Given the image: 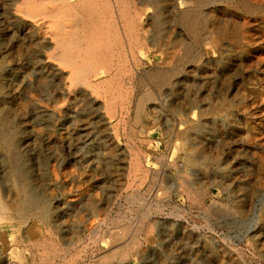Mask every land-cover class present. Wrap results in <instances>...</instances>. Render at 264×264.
Returning a JSON list of instances; mask_svg holds the SVG:
<instances>
[{
    "label": "rangeland",
    "instance_id": "obj_1",
    "mask_svg": "<svg viewBox=\"0 0 264 264\" xmlns=\"http://www.w3.org/2000/svg\"><path fill=\"white\" fill-rule=\"evenodd\" d=\"M12 1L0 0V101L15 116L22 179L48 214L19 209L25 194L0 144V264H264V0L206 6L198 40L168 8L170 36L192 47L188 59L177 48V62L159 51L154 6L127 0L132 11L140 8L143 30L134 55L142 66L133 65L123 40L114 45V69L121 71L125 59L135 78L119 72L118 95L99 96L83 85L71 91V72L58 58L54 36L42 38L63 14L64 25L87 30L86 11L77 20L70 12L56 19L38 12L31 30L18 35L5 21ZM17 4L24 9L26 3ZM175 68L174 83L163 90L148 78ZM136 78L150 92L146 116L136 123L131 102L119 123L125 85ZM185 155L197 164L187 165ZM238 201L239 214L232 210Z\"/></svg>",
    "mask_w": 264,
    "mask_h": 264
},
{
    "label": "bare ground",
    "instance_id": "obj_2",
    "mask_svg": "<svg viewBox=\"0 0 264 264\" xmlns=\"http://www.w3.org/2000/svg\"><path fill=\"white\" fill-rule=\"evenodd\" d=\"M18 0H13L10 4V8L7 11L5 16V21L7 27L11 28V32L13 34L20 35L23 30H31V25L36 22L35 17L38 14H43L44 18H57L61 12H70L72 16L77 20L79 16V11L84 10L88 14V18L91 20V23L87 26V30H81L79 26H66L64 25L60 18L63 19V15L58 17L55 21L54 30L51 32H47L42 36V38H46L49 35L54 36V42H56L55 49L57 50L58 58L61 57L63 63H65L66 68L70 69V76L72 79V88L71 91L77 92L81 88L80 85L85 86L89 90V93H93L96 95H101V91H104L106 94H115L116 92H120L122 88V81L118 79L119 72L122 75H127L129 79H134L133 70L129 69L127 61L125 59L124 63L122 62L121 71H118L117 68L114 69L115 62L111 63L113 58L115 57V53L112 51V47L114 45H121L122 40L126 43L127 53L132 56L133 65L138 67L141 65V60L136 58L134 55L135 46L134 43L138 41V36H140L141 31L143 30V26L140 23V8L131 10L130 3L127 0H115L113 4L110 5L109 0H24L25 8L20 9L17 4ZM221 2L222 0H171L169 3L167 0H140V4L145 5V7L149 4L154 6L153 18L155 21V29L154 33L158 39V48L159 51L166 54V58L169 61L177 62L176 57V49L181 46L183 50V56L181 58L188 59L192 55V47L186 43L178 42L177 39L170 36L169 28L166 26L167 19L166 14L170 13L168 8H173L177 10L175 14L176 21L178 24L184 27V29L191 35L195 40L200 38L201 29L203 28V24L200 21L201 12L206 6H211L217 2ZM224 1V0H223ZM132 2V1H131ZM218 2V3H219ZM134 4V2H133ZM12 5L14 6L12 8ZM229 7V6H228ZM237 7V6H236ZM233 8V6H232ZM257 8V7H256ZM238 9V8H237ZM261 9V7H260ZM168 10V11H167ZM143 11V10H142ZM175 11V10H174ZM167 12V13H166ZM84 13V12H83ZM207 13V12H206ZM86 14V15H87ZM249 14V13H248ZM41 16V17H43ZM174 16V15H173ZM48 17V18H47ZM170 17V16H169ZM209 17V16H208ZM38 18V17H36ZM43 18V19H44ZM215 18V17H214ZM40 19V18H39ZM65 19V18H64ZM66 19H71L67 17ZM170 19V18H169ZM50 20V19H49ZM48 20V21H49ZM83 20V19H82ZM210 20V19H209ZM47 21V20H45ZM64 21V20H63ZM143 21V20H142ZM85 22V21H84ZM144 22V21H143ZM146 22V21H145ZM211 22V21H210ZM50 23V22H49ZM68 23V22H67ZM83 23V22H82ZM151 23V22H150ZM153 23V22H152ZM219 23V22H218ZM52 24V23H51ZM72 24V23H71ZM147 24V23H146ZM50 25V24H49ZM48 25V26H49ZM83 25V24H82ZM169 25V23H168ZM173 25V24H172ZM220 25V24H218ZM233 25V24H231ZM235 25V24H234ZM33 26V25H32ZM148 26V25H147ZM154 26V25H153ZM214 26V24H213ZM24 27V28H23ZM36 27V26H35ZM52 27V25H51ZM177 27V26H176ZM208 27V26H207ZM236 27V26H235ZM6 28V27H5ZM217 29V28H216ZM215 29V31H216ZM149 30V29H147ZM177 30V29H176ZM180 30V29H179ZM206 30V29H205ZM235 30V29H234ZM49 31V30H48ZM207 31V30H206ZM214 30L212 29V32ZM224 31V30H223ZM5 32V31H4ZM26 32V31H25ZM38 32V28H37ZM174 32V31H173ZM183 32V31H182ZM211 32V33H212ZM8 33V32H7ZM217 33V32H216ZM224 33V32H223ZM37 34V33H36ZM111 34V35H110ZM208 34V33H207ZM218 34V33H217ZM38 35V34H37ZM181 35V34H179ZM223 35V34H222ZM186 36V35H185ZM218 36V35H217ZM229 36V35H228ZM206 37H210V35H206ZM205 37V38H206ZM19 38V37H18ZM34 38V36H33ZM146 38V37H145ZM144 38V40H145ZM184 38V37H183ZM213 38V37H212ZM20 39V38H19ZM27 39V38H25ZM31 39V38H30ZM185 39V38H184ZM11 40V39H10ZM16 40V39H15ZM32 40V39H31ZM37 40V39H36ZM43 40V39H41ZM51 40V39H50ZM211 40V39H209ZM44 41V40H43ZM222 41V39H221ZM9 42V41H8ZM17 42V41H16ZM21 42V41H20ZM19 42V43H20ZM24 42V41H22ZM34 43H37L33 41ZM32 42V43H33ZM49 42V41H48ZM141 42V40L139 41ZM138 42V43H139ZM33 43V44H34ZM145 43V42H144ZM212 43V42H211ZM6 44V43H5ZM18 44V43H17ZM52 44H54L52 42ZM137 44V43H135ZM157 44V43H156ZM218 44V43H217ZM19 45V44H18ZM29 45V44H28ZM36 45V44H35ZM38 45V44H37ZM46 45V44H45ZM140 46L142 44H139ZM215 45V44H214ZM6 46V45H5ZM9 46V45H8ZM24 46V45H22ZM21 46V47H22ZM32 46V44H31ZM30 46V47H31ZM47 46V45H46ZM230 46V45H229ZM28 47V46H27ZM120 47V46H119ZM137 47V46H136ZM224 46H222L223 48ZM7 48V47H6ZM5 48V49H6ZM13 48V47H12ZM11 48V49H12ZM26 48V47H25ZM116 48V47H114ZM138 48V47H137ZM221 48V49H222ZM10 49V50H11ZM23 49V48H21ZM31 49V48H30ZM34 49V47H33ZM124 49V48H123ZM229 49V48H228ZM231 49V48H230ZM4 50V49H3ZM8 50V49H7ZM125 50V49H124ZM5 51V50H4ZM122 50L117 51L119 54ZM140 51V50H139ZM180 51V50H179ZM196 51V50H195ZM222 51V50H221ZM228 51V50H227ZM9 52V51H8ZM231 52V51H230ZM17 53V52H16ZM19 53V52H18ZM26 53V51H25ZM29 53V52H28ZM26 53V54H28ZM32 53V52H31ZM34 53V52H33ZM32 53V54H33ZM123 53V52H122ZM120 53V54H122ZM232 53V52H231ZM5 54V53H4ZM10 54V53H9ZM141 54V53H140ZM161 54V53H160ZM227 54V53H226ZM229 54V53H228ZM14 55V54H13ZM21 55V54H20ZM34 55V54H33ZM194 55V54H193ZM4 56V55H3ZM8 56V54H7ZM16 56V55H15ZM23 56H25L23 54ZM120 56V55H119ZM119 56H116V58ZM2 57V56H1ZM6 57V56H5ZM11 57V56H10ZM14 57V56H13ZM51 58H56L55 56H50ZM47 57V58H50ZM127 57V55H126ZM20 58V57H19ZM28 58V57H27ZM33 58V56H32ZM124 58V57H123ZM25 59V58H24ZM23 59V60H24ZM128 59V58H127ZM10 60V59H9ZM12 60V59H11ZM18 58L16 59V61ZM28 60V59H27ZM33 60V59H31ZM120 60V59H119ZM122 60V59H121ZM130 60V59H129ZM163 60V59H162ZM1 61V60H0ZM15 61V62H16ZM48 61V60H47ZM60 61V59H59ZM3 63L6 60L2 61ZM11 62V61H10ZM25 62V61H24ZM27 62V61H26ZM32 62V61H31ZM107 62V63H105ZM131 62V61H130ZM129 62V63H130ZM7 63V62H6ZM13 63V62H12ZM62 63V64H63ZM132 63V62H131ZM22 64V63H21ZM6 65V64H5ZM23 65V64H22ZM64 65V66H65ZM169 65V64H168ZM186 65V64H185ZM9 66V65H8ZM27 66V65H26ZM119 68L120 66L117 65ZM128 66V67H127ZM134 66V67H135ZM142 66V65H141ZM164 66V65H163ZM162 66V67H163ZM190 66V65H189ZM192 67V66H191ZM195 67V66H194ZM197 67V66H196ZM4 68V67H3ZM101 71V69H103ZM187 68V66H186ZM2 66L0 65V71ZM194 69V68H193ZM7 70V69H6ZM137 70V69H136ZM157 70V69H156ZM135 71V70H134ZM15 72V71H14ZM138 73V72H137ZM146 73V72H145ZM16 74V72H15ZM189 74H192L191 72ZM1 75V74H0ZM21 75V74H20ZM177 75L176 68L168 69L164 71H155L148 73V78L151 82H154L157 87L163 90L165 85H172L174 83L175 77ZM7 76V75H6ZM120 76V75H119ZM189 78V77H188ZM14 79V78H13ZM178 79V78H177ZM4 80V79H3ZM16 80V79H15ZM15 80L13 82H15ZM25 82V81H24ZM124 82V81H123ZM182 82V81H180ZM184 82V80H183ZM12 83V82H11ZM0 84L2 82L0 81ZM34 84V81H33ZM126 84V83H125ZM127 86L125 85V94H122L121 100L122 103L119 107L121 112H123V117L119 120V123L126 122V117L124 111L128 114L130 111V107L128 106L133 102V113L132 116L136 123L140 122L143 116H146V100L150 96L149 90L145 87V84L142 80L136 78L135 81H127ZM6 85V84H5ZM12 85V84H11ZM147 85V84H146ZM185 85H187L185 83ZM7 86V85H6ZM5 86V88H7ZM18 86V85H17ZM149 86V85H148ZM153 86V85H152ZM183 86V85H182ZM193 86V85H192ZM24 87V85H23ZM30 87V86H29ZM80 87V88H79ZM191 87V85H190ZM12 88V87H11ZM33 88V86H32ZM187 88V87H186ZM3 89V88H2ZM15 90V89H14ZM156 90V89H155ZM185 90V89H184ZM18 91V90H17ZM189 92V91H188ZM2 93V92H1ZM0 93V94H1ZM123 93V92H122ZM178 93V92H177ZM181 93V92H180ZM12 94V93H11ZM25 94H27L25 92ZM118 95V93H116ZM185 94V93H184ZM178 95V94H176ZM87 96V93H86ZM115 96V95H114ZM181 96V95H179ZM188 96V94H187ZM4 97V96H3ZM26 97V95L24 96ZM177 97V96H176ZM185 97V95H184ZM22 98V97H21ZM88 98V97H87ZM92 98V97H91ZM103 98V97H102ZM160 98V97H159ZM114 99V98H113ZM112 99V103L114 102ZM161 99V98H160ZM159 99V100H160ZM186 99V98H185ZM30 100V99H29ZM89 100V99H88ZM111 100V99H109ZM108 100V101H109ZM158 100V99H157ZM25 101V100H24ZM35 101V100H34ZM107 101V102H108ZM178 101V100H177ZM31 102V101H30ZM110 102V103H111ZM118 102V101H117ZM155 102V101H154ZM238 102V101H236ZM242 102V101H241ZM26 103V101H25ZM23 103V104H25ZM95 103V102H94ZM101 103V102H100ZM148 103V102H147ZM185 103V102H184ZM183 103V104H184ZM187 103V102H186ZM16 104V103H15ZM18 104V103H17ZM21 104V103H20ZM92 104V103H91ZM106 104V103H105ZM120 104V103H119ZM240 104V103H239ZM238 104V105H239ZM22 105V104H21ZM29 105V104H27ZM36 105V103L34 104ZM33 105V106H34ZM93 105V104H92ZM99 105V104H98ZM204 105V104H203ZM220 105V104H219ZM242 105V104H241ZM9 106V104H8ZM87 106V104H86ZM97 106V105H96ZM131 106V105H130ZM149 106V105H148ZM151 106V105H150ZM186 106V105H185ZM208 106V105H207ZM206 106V107H207ZM106 107V106H105ZM110 109H115L113 105H108ZM107 107V109H108ZM239 107V106H238ZM38 108V107H37ZM36 108V109H37ZM187 108V107H186ZM189 108V107H188ZM8 109V108H7ZM6 107L0 101V144L6 149L7 153L10 155V161L15 168V172L17 174V183L19 190L25 194V198L21 200L19 203V209L21 208L23 211H34L37 210L41 216L47 217L48 209L46 204L39 205V196L34 193V190L29 186V184L22 179L23 170L20 166V157L18 156L15 147L18 144V134L17 127L14 117L11 115V112H8ZM11 109V108H10ZM13 109V106H12ZM21 109V108H20ZM43 108H41L42 111ZM93 109V108H92ZM97 109V108H96ZM155 109V108H154ZM229 109V108H228ZM22 110V109H21ZM28 110V109H27ZM26 110V112H27ZM149 110V109H148ZM153 110V109H152ZM208 110V109H206ZM222 110V109H221ZM18 111V110H17ZM30 111V110H29ZM32 111V109H31ZM110 111V110H109ZM154 111V110H153ZM157 111V110H156ZM189 111V109H188ZM219 111V110H218ZM226 111V110H225ZM228 111V110H227ZM234 111V110H233ZM51 112V111H50ZM35 113V110H34ZM53 112H51L52 114ZM99 113V112H98ZM215 113V112H214ZM231 113V112H230ZM22 114V113H20ZM25 114V112H24ZM27 114V113H26ZM25 114V115H26ZM32 114V113H31ZM108 114V113H107ZM112 114V113H111ZM121 114V113H119ZM126 114V115H127ZM148 114V113H147ZM151 114V112H150ZM16 115V113H15ZM25 115L24 118H25ZM116 115V114H115ZM199 115V114H198ZM201 115V114H200ZM34 116V115H31ZM100 116V115H99ZM122 116V115H121ZM204 116V115H203ZM202 116V119H203ZM230 116V115H229ZM22 117V115H21ZM18 118V117H17ZM104 118V117H103ZM181 118V116H180ZM196 118V117H195ZM229 118V117H228ZM22 119V118H21ZM29 119V118H28ZM27 119V120H28ZM17 120V119H16ZM20 120V119H19ZM25 120V119H24ZM25 120V122L27 121ZM110 120V119H109ZM129 120V119H128ZM199 121V120H197ZM29 122V120H28ZM106 122V121H105ZM109 122V121H108ZM189 122H194L198 125L197 122L194 121V118L189 120ZM128 123V121H127ZM90 124V123H88ZM106 124V123H105ZM110 124V123H108ZM188 124V123H187ZM20 125V124H19ZM114 124H112L113 126ZM126 125V124H125ZM201 125V124H200ZM198 125V129H204L203 126ZM24 126V125H23ZM22 126V127H23ZM193 126V125H192ZM195 126V125H194ZM96 127V126H95ZM178 127V126H177ZM180 127V126H179ZM82 128V127H81ZM108 128V127H107ZM116 128V127H115ZM119 128V127H118ZM188 128V127H187ZM192 128V127H190ZM26 129V127H25ZM95 129V128H94ZM110 129V128H109ZM123 129V128H122ZM125 129V128H124ZM180 129V128H179ZM178 129V130H179ZM182 129V128H181ZM185 129V128H184ZM84 130V129H83ZM91 130V129H90ZM89 130V131H90ZM117 130V128H116ZM188 130V129H187ZM190 130V129H189ZM25 131V130H24ZM99 131V130H98ZM109 131V130H108ZM111 131V129H110ZM119 131V130H118ZM83 132V131H82ZM187 132V131H185ZM183 132V133H185ZM199 132V131H197ZM100 133V132H98ZM176 133V132H175ZM174 133V134H175ZM179 133V132H178ZM201 133V132H200ZM203 133V132H202ZM89 134V132H88ZM87 134V135H88ZM110 134V133H109ZM181 135V133H179ZM178 134V135H179ZM97 135V134H96ZM118 135V134H117ZM116 135V136H117ZM183 135V134H182ZM185 136V135H184ZM87 137V136H86ZM23 138V137H22ZM185 139V138H184ZM191 139V138H190ZM186 145V144H185ZM186 148V147H185ZM4 149V150H5ZM186 151V150H185ZM137 153V152H136ZM188 153V151H187ZM199 153V152H198ZM138 155V154H136ZM141 156V155H140ZM210 156V155H208ZM204 156V159H208L210 157ZM139 158V157H138ZM186 164H195L196 159L191 155H185L182 157ZM217 158V157H215ZM135 159V158H134ZM203 159V160H204ZM133 162V161H132ZM179 162V161H178ZM200 162V161H198ZM219 165L222 164L221 160L217 159ZM208 163V162H207ZM215 163V162H214ZM133 164V163H132ZM142 165L141 163H139ZM197 164V163H196ZM199 164V163H198ZM134 165V164H133ZM132 165V166H133ZM136 165V164H135ZM138 166V165H137ZM179 166V165H178ZM195 166V165H194ZM193 166V167H194ZM135 168V166H133ZM192 167V166H191ZM196 167V166H195ZM143 168V167H141ZM182 168V167H181ZM133 169V168H132ZM139 170V168H138ZM136 172V171H135ZM141 172V171H140ZM225 172V171H224ZM229 172V171H228ZM232 172V171H231ZM226 173V172H225ZM232 174V173H231ZM223 176V175H222ZM224 180V179H223ZM248 183V182H247ZM17 186V185H16ZM244 186V185H243ZM237 185V187H243ZM17 187V189H18ZM246 187V186H245ZM244 187V188H245ZM247 189V188H246ZM243 196V195H242ZM241 196V197H242ZM236 198V197H235ZM244 198V197H243ZM22 199V198H21ZM240 199V198H239ZM19 200V199H18ZM1 201V200H0ZM3 201V200H2ZM20 201V200H19ZM43 202V201H41ZM234 204L232 210L234 213L242 212V205L240 206ZM46 203V202H45ZM1 205V204H0ZM6 205V204H5ZM245 205V204H244ZM243 205V206H244ZM7 207V206H6ZM18 207V205H17ZM6 210V209H5ZM22 211V212H23ZM23 214V213H22ZM29 214V213H28ZM22 216V215H21ZM28 216V215H27ZM263 226V225H262ZM264 233V232H263Z\"/></svg>",
    "mask_w": 264,
    "mask_h": 264
}]
</instances>
